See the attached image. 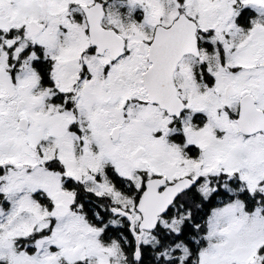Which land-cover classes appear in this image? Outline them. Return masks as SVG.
Wrapping results in <instances>:
<instances>
[{"label":"snow or ice","instance_id":"6c2138e0","mask_svg":"<svg viewBox=\"0 0 264 264\" xmlns=\"http://www.w3.org/2000/svg\"><path fill=\"white\" fill-rule=\"evenodd\" d=\"M0 264H264V0H0Z\"/></svg>","mask_w":264,"mask_h":264}]
</instances>
